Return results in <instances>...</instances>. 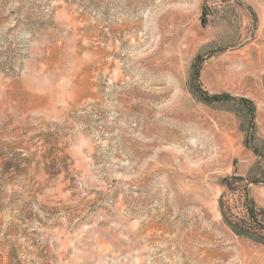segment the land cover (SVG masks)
<instances>
[{"label": "rangeland", "instance_id": "rangeland-1", "mask_svg": "<svg viewBox=\"0 0 264 264\" xmlns=\"http://www.w3.org/2000/svg\"><path fill=\"white\" fill-rule=\"evenodd\" d=\"M0 264H264V0H0Z\"/></svg>", "mask_w": 264, "mask_h": 264}]
</instances>
